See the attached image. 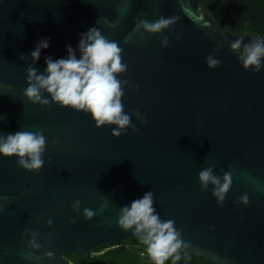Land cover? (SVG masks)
<instances>
[{
    "label": "water",
    "instance_id": "obj_1",
    "mask_svg": "<svg viewBox=\"0 0 264 264\" xmlns=\"http://www.w3.org/2000/svg\"><path fill=\"white\" fill-rule=\"evenodd\" d=\"M162 17L176 19L159 32L143 27ZM90 27L118 44L127 65L115 74L130 116L119 137L116 125L97 127L46 89V104L25 95L28 69L46 75V57L66 58V45L79 58ZM43 38L50 47L34 62ZM257 40L230 33L201 0H0V137L45 138L38 170L0 155V264H72L71 254L143 236L118 221L148 191L190 253L212 264H264V68L245 70L239 59ZM208 168L221 183L231 174L222 204L217 186L199 180Z\"/></svg>",
    "mask_w": 264,
    "mask_h": 264
},
{
    "label": "clouds",
    "instance_id": "obj_2",
    "mask_svg": "<svg viewBox=\"0 0 264 264\" xmlns=\"http://www.w3.org/2000/svg\"><path fill=\"white\" fill-rule=\"evenodd\" d=\"M175 19L162 17L155 22L142 23L147 31L159 32L174 23ZM241 43L242 37L235 40L231 48L238 50ZM48 47L50 42L47 38L38 41L30 53L32 60L38 61L41 50ZM65 47L68 53L66 58L46 57V75H37L35 68L28 69L29 86L25 89V95L33 102L46 104L47 99L42 100L40 95V89H46L52 100L61 106L90 114L97 127L116 125L112 134L119 137L130 125V116L124 113L121 103V81L115 75L127 70V65L121 62V48L116 42L101 35L95 27H90L87 32L80 34L77 45L81 53L79 58L71 45ZM239 59L245 70L251 68L252 71L259 72L264 68V38L245 45ZM219 63L211 56L207 58L209 68H215ZM44 148L45 138L39 133L18 131L9 134L6 139L0 137V155L15 154L19 157L18 163L27 170H38L42 167ZM26 156L28 159H25ZM199 180L205 187L209 182L217 186L213 195L217 197V202L222 204L231 186V174L225 173L221 183L220 179L213 175L211 168H208L200 171ZM241 200L244 204L248 203L246 195L241 197ZM85 212L88 218L92 217V211ZM118 223L126 230L133 229L134 235L145 233L139 240L146 246V253L154 264H165L181 247L179 233L173 227L174 222H162L155 213L151 191L145 192L142 197L123 207Z\"/></svg>",
    "mask_w": 264,
    "mask_h": 264
},
{
    "label": "trees",
    "instance_id": "obj_3",
    "mask_svg": "<svg viewBox=\"0 0 264 264\" xmlns=\"http://www.w3.org/2000/svg\"><path fill=\"white\" fill-rule=\"evenodd\" d=\"M201 3L208 16L229 32L264 37V0H201ZM139 239L130 237L113 247H97L90 255L71 254L67 258L72 264H154ZM165 264L212 263L180 247Z\"/></svg>",
    "mask_w": 264,
    "mask_h": 264
},
{
    "label": "flooded vegetation",
    "instance_id": "obj_4",
    "mask_svg": "<svg viewBox=\"0 0 264 264\" xmlns=\"http://www.w3.org/2000/svg\"><path fill=\"white\" fill-rule=\"evenodd\" d=\"M230 33H232V32H230ZM233 34H238V33H233ZM238 35H241V34H238ZM245 35H247V34H245ZM255 38L262 39V38H264V37L256 36V37H254L253 39H255Z\"/></svg>",
    "mask_w": 264,
    "mask_h": 264
}]
</instances>
